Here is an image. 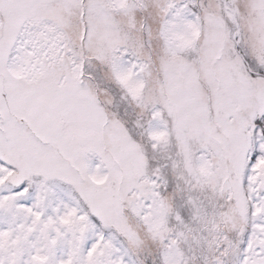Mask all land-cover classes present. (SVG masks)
<instances>
[{
    "label": "snow or ice",
    "instance_id": "obj_1",
    "mask_svg": "<svg viewBox=\"0 0 264 264\" xmlns=\"http://www.w3.org/2000/svg\"><path fill=\"white\" fill-rule=\"evenodd\" d=\"M0 264H264V0H0Z\"/></svg>",
    "mask_w": 264,
    "mask_h": 264
}]
</instances>
